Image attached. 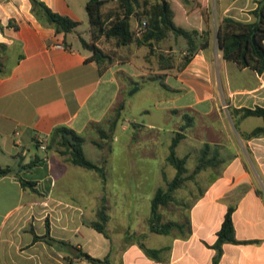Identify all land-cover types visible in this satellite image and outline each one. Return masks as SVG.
Segmentation results:
<instances>
[{
	"label": "crops",
	"instance_id": "obj_1",
	"mask_svg": "<svg viewBox=\"0 0 264 264\" xmlns=\"http://www.w3.org/2000/svg\"><path fill=\"white\" fill-rule=\"evenodd\" d=\"M43 1L79 25L88 23V0ZM258 1L170 0L176 25L210 30L198 40H208L205 46L185 60L184 41L171 32L163 40H147L143 32L136 33L144 18L132 15L135 41L118 46L112 38H99L94 43L108 58L95 61L79 41H91L89 23L87 37L76 30L79 25L57 34L33 15L30 0H0V43L5 46L0 60L9 70L0 75V167L11 168L0 176V264H92L89 255L106 257L105 264H213V245L228 208L241 242L222 244L217 264H264V135L247 137L263 120L234 112L264 108V71L224 59L215 38L216 24L225 16L253 21L251 11ZM103 14L106 21L120 15L117 0H105ZM141 80L161 91L154 96L158 113L146 119L141 115L138 122L123 117L129 101L122 96L140 91ZM120 103L119 119L110 132L109 119ZM57 126L83 137L84 154L88 144L90 157L104 166V179L94 170L84 173L50 147ZM146 130H154L150 140L138 134ZM118 132L126 135L122 166L143 162L131 158L136 140L144 144L142 158L156 152L155 144L169 145L176 132L202 148L210 146L208 157L213 159L208 172L204 170L206 185L188 202L183 221L188 218L189 223L183 231L135 235L128 224L116 222L114 203L108 199L112 192V198L122 194L124 199L125 192L108 184L124 179L136 183L139 178L113 169ZM97 136L108 140L106 146L98 145ZM42 137L47 138L45 150L38 146ZM138 189L133 188L137 196ZM102 199L108 237L89 226ZM140 243L157 255L148 256Z\"/></svg>",
	"mask_w": 264,
	"mask_h": 264
},
{
	"label": "trees",
	"instance_id": "obj_2",
	"mask_svg": "<svg viewBox=\"0 0 264 264\" xmlns=\"http://www.w3.org/2000/svg\"><path fill=\"white\" fill-rule=\"evenodd\" d=\"M163 1H165L164 9L162 5ZM104 2L105 0H88L85 5L91 41L86 42L82 37L79 38V41L82 47L92 51L91 56L88 58L89 60L98 61L102 58H108L94 43L99 38H112L118 46L127 45L135 41L134 32L131 30L129 22V18L132 15H136L139 19L142 17L145 19L146 26L142 37H146L147 40H163L169 32L176 37L182 38L186 48L185 60L197 48L205 46L208 43V40H205L203 43L198 42V40L209 34V29L202 32L197 29L188 30L174 23L170 0H155L150 5L145 0H117L121 14L114 16L109 21H106L103 14ZM30 3L33 15L40 22L54 27L57 34L69 33L80 24V22L68 16L54 12L43 0H30ZM257 3L256 8L251 11L254 16L253 21H241L230 16H225L216 24L215 38L216 45L224 59L236 62L241 67H249L257 73H262L264 71V0H259ZM140 42L144 41L141 40ZM4 49V44L0 43V50ZM2 66L3 64L0 60V75L7 74L9 70H4ZM120 109H122L121 104L117 106L115 114L109 119L108 130L110 132L119 119ZM234 112L240 113L241 117H261L263 124L247 133V137L264 135V108H243L234 110ZM101 131L105 135L104 137H108L105 131ZM183 136L181 132L174 134L169 145V153L166 157L169 164L175 169L173 178L166 181L165 187L157 188L150 201L148 229L154 233L167 235L171 234L172 231H183L185 224L189 223L188 218L183 222L178 220L162 221L159 209L161 206H165L174 200V190L180 187L186 178H192L194 174L205 169L213 159L208 157L210 146L204 144L192 173L186 175V157H179L175 152V148ZM83 141L84 139L81 135L66 126L54 127L49 137L50 147L56 148L72 164L88 170H94L104 179V167L92 162L85 156ZM9 173H11L9 166L0 167V176ZM231 213L232 208H228L217 231V239L213 245L216 249L213 264H217L222 244L226 242H241L235 238ZM107 220V207L105 200L102 199L96 212V219L89 222V226L102 233L105 237H108L106 231ZM140 246L148 256L155 257L157 255V250L147 248L143 243H140ZM88 261L92 264H105L106 257L101 259L89 255Z\"/></svg>",
	"mask_w": 264,
	"mask_h": 264
},
{
	"label": "rangeland",
	"instance_id": "obj_3",
	"mask_svg": "<svg viewBox=\"0 0 264 264\" xmlns=\"http://www.w3.org/2000/svg\"><path fill=\"white\" fill-rule=\"evenodd\" d=\"M145 20V19H144ZM86 24L84 23L79 25L76 30L81 31L82 36L87 37L88 33L86 29ZM143 32V31H142ZM183 42V39L180 38V43ZM182 44H179V47L181 49ZM141 84L140 91L127 96L124 92L123 98H127L129 101V104L127 107L123 109V117L129 119H133L135 117V120L140 122L141 115L145 117L150 118V116H154L158 113L157 109L155 108L154 104V96L158 94L161 91V88H153L149 87L146 83L142 80L139 81ZM129 93V92H127ZM121 104V103H120ZM117 107V106H116ZM145 108L147 110V113L139 112L140 109ZM122 110V109H120ZM138 133L137 131H134ZM135 133V134H136ZM147 133V134H146ZM133 134V135H135ZM138 134H145L148 135V139L150 140L153 138L152 134H154V130H146L142 133ZM135 135V137L138 136ZM197 137V136H196ZM167 135H162L161 139L163 141L167 140ZM98 141V145H104L108 143L107 139H104L101 136L96 137ZM126 139V135L124 133L118 132L117 140L113 143L114 146V158L113 161V169L114 170H121L123 169L127 175H129L131 178L132 176H139L138 182H128V179H124L120 182H110L108 184L111 188H117L122 187L124 188L125 192V198H122L121 196L113 197V192L110 193V199H108L109 202L114 203L113 207V213L115 215L116 222L121 224H128L131 227V234L138 235L143 231L150 232L148 229V218L150 215V201L152 196L154 195L155 191L159 187H165L166 181L171 180L175 174V169L169 164V162L166 159V156L169 153V145L166 144V142H163L162 144H155L156 145V152L151 151V153L147 152L146 158H142V148H144V144H142V141L136 140L134 141V145L132 147V159H139L143 162H133L129 161L125 166H122V163L119 162V159H124L120 153L122 152L123 145L126 143L124 140ZM147 148H150V145H146ZM202 148V144L198 142H189L184 136L180 139L179 144L175 148L176 155L179 157H186V175L191 174L195 165L198 162L199 154ZM90 146L87 144L85 146V152L87 153V157H89V160L92 162L102 165V163H97L94 157H90ZM119 154V156L117 155ZM95 155V154H94ZM140 157V158H138ZM106 159V157H104ZM119 162V163H118ZM103 166V165H102ZM104 167V166H103ZM84 173H92L94 174V171L88 170L83 168ZM208 172V168L205 167V169H202L198 173L194 174L192 178H186L185 181L181 184L180 187L174 190L173 196L174 200L170 201L167 205L160 207V212L162 216V221L167 220H178L183 221L185 216V210L188 206V202L192 200V197L199 192L204 185H206V182H204L205 175ZM204 176V177H203ZM138 186V196L136 195L135 191H133V188ZM127 187L130 188V191L127 190ZM120 190V191H123ZM135 193L134 199L131 197V195ZM118 193H116L117 195ZM187 202V203H186ZM117 231L113 232L115 234ZM175 232V231H172ZM101 236V235H100ZM157 238H164V235H157ZM153 237V238H155ZM101 238H103L101 236ZM150 243V242H149Z\"/></svg>",
	"mask_w": 264,
	"mask_h": 264
},
{
	"label": "built area",
	"instance_id": "obj_4",
	"mask_svg": "<svg viewBox=\"0 0 264 264\" xmlns=\"http://www.w3.org/2000/svg\"><path fill=\"white\" fill-rule=\"evenodd\" d=\"M145 26H146V21L142 20L136 28V33L140 34L145 29ZM57 46H60V45H57ZM15 134H17V132H15ZM46 144H47V138L42 137L38 139V146L41 150L46 149ZM44 159L46 160L47 158L44 157Z\"/></svg>",
	"mask_w": 264,
	"mask_h": 264
},
{
	"label": "water",
	"instance_id": "obj_5",
	"mask_svg": "<svg viewBox=\"0 0 264 264\" xmlns=\"http://www.w3.org/2000/svg\"><path fill=\"white\" fill-rule=\"evenodd\" d=\"M162 5H163V9L165 8V1L162 2Z\"/></svg>",
	"mask_w": 264,
	"mask_h": 264
}]
</instances>
